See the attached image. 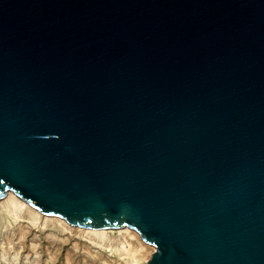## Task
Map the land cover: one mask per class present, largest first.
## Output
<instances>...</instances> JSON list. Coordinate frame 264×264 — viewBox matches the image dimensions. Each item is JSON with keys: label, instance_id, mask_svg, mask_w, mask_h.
<instances>
[{"label": "water", "instance_id": "1", "mask_svg": "<svg viewBox=\"0 0 264 264\" xmlns=\"http://www.w3.org/2000/svg\"><path fill=\"white\" fill-rule=\"evenodd\" d=\"M7 191L147 264H264V0H0Z\"/></svg>", "mask_w": 264, "mask_h": 264}, {"label": "rangeland", "instance_id": "2", "mask_svg": "<svg viewBox=\"0 0 264 264\" xmlns=\"http://www.w3.org/2000/svg\"><path fill=\"white\" fill-rule=\"evenodd\" d=\"M43 215L23 209L14 219L0 206V264H147L155 251L138 233L87 234Z\"/></svg>", "mask_w": 264, "mask_h": 264}, {"label": "bare ground", "instance_id": "3", "mask_svg": "<svg viewBox=\"0 0 264 264\" xmlns=\"http://www.w3.org/2000/svg\"><path fill=\"white\" fill-rule=\"evenodd\" d=\"M3 199L0 198V206L5 208L7 210V212H9L12 216V218L16 219L19 215L20 212L23 209L28 210L29 212H31L32 214H37L38 215V210L36 208H34L33 206H31L29 203H27L26 201L20 199L14 192L12 191H7V193L5 194L4 197H2ZM41 213V212H40ZM45 220L46 219H55L60 222H65L64 220H62L61 217H56V216H48V215H43ZM43 218V217H42ZM39 219V218H38ZM51 223V222H50ZM41 224V223H40ZM60 224V223H59ZM67 224V223H66ZM64 227V226H63ZM79 228V227H76ZM25 229V228H24ZM81 231L86 232L87 234H96V235H105L107 230L106 229H92V228H79ZM74 230V227H73ZM110 230V229H109ZM26 231V229H25ZM119 232L122 233H126V234H132L134 236L137 235L136 231L131 230L129 227H124V228H120ZM24 233V232H22ZM69 233V232H68ZM76 233V232H75ZM94 237V236H93ZM138 237V236H137ZM92 238V237H91ZM103 239V238H102ZM147 247V246H146Z\"/></svg>", "mask_w": 264, "mask_h": 264}]
</instances>
